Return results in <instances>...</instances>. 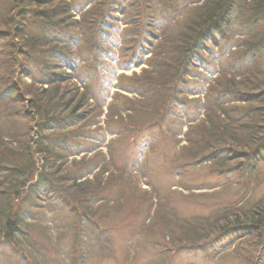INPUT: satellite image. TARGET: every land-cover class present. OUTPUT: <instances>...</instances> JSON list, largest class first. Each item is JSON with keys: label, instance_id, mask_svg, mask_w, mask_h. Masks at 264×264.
Listing matches in <instances>:
<instances>
[{"label": "trees", "instance_id": "obj_1", "mask_svg": "<svg viewBox=\"0 0 264 264\" xmlns=\"http://www.w3.org/2000/svg\"><path fill=\"white\" fill-rule=\"evenodd\" d=\"M8 1L0 24V56L7 68L0 77V83L6 84L0 89V104L6 106L0 111L1 189L15 175H22L15 157L27 153L28 158L23 175L16 178L17 185L8 196L6 217H0V236L5 241L15 239L22 227L25 217L20 220L21 213L12 214V209L23 201L24 193L34 203L54 195L56 186L65 198L70 189L83 194L85 200L91 198L95 184L89 177L107 163L102 159L100 165L94 160L101 136L97 130L101 122L109 128L118 99L117 104L123 106L120 112H125L132 126L140 113L150 116L137 129L158 128L172 136L178 129L183 137L180 141H184L179 149L186 150L188 157L179 151L173 157L182 166L209 163L220 171L233 168L245 173L264 157V0ZM196 6L195 13L188 15ZM119 20L133 30L122 35L115 56L111 45H105ZM184 21L182 30L172 34L173 42L158 44L161 33L170 34ZM232 25L237 27L233 35L242 38L236 43L229 40ZM110 52L121 70L143 66L140 74L118 73L114 84L110 77L108 88L111 85L114 91L99 92V98L91 82L100 86L101 81L95 78L106 75ZM201 66L207 72H199ZM197 73H202L203 79L194 88L190 78ZM26 77L28 85L21 80ZM152 92L151 100L158 104L139 113L135 105H142L140 100ZM188 95L193 96L194 113L185 119L182 108L192 101ZM107 97L110 101L106 103ZM27 120L31 145L25 149L18 124ZM109 132L120 133L110 128ZM79 154L87 159L76 161ZM69 159L72 165L67 163ZM231 206L200 219L199 224L189 222L186 226L190 228L182 229L184 234L198 230L207 234L174 250L206 251L208 243L219 244L227 234L253 236L248 241L253 246L241 247L240 254L263 244L264 197L253 204H234L228 210ZM208 238L212 241L207 242ZM226 246L221 243V248Z\"/></svg>", "mask_w": 264, "mask_h": 264}, {"label": "rangeland", "instance_id": "obj_2", "mask_svg": "<svg viewBox=\"0 0 264 264\" xmlns=\"http://www.w3.org/2000/svg\"><path fill=\"white\" fill-rule=\"evenodd\" d=\"M178 1L182 3L186 0ZM8 4V0H0V24L4 22ZM197 8L196 6L190 9L188 15L195 13ZM184 23L185 21L175 27L173 33H161L158 44L167 46L169 42H173L175 35L172 34H178ZM128 28L119 20L109 33L110 40L105 46L111 45L115 56L122 35L133 30V27ZM236 29L235 25L229 27V34L233 35L232 32ZM79 30L77 29L76 35L80 34ZM240 38L235 34L230 36L229 40L236 43ZM111 43L117 45L112 46ZM113 52H110L111 57L106 62V75L103 78L97 75L95 78L101 81L100 86L94 84L95 81L91 82L99 98L102 96L99 92L106 93L109 89L111 94L114 91L111 85L108 88L110 77H113L114 84L115 77L120 72L127 75H131L133 71L141 73L143 65L128 70L118 68L117 60L111 59ZM262 60L261 65L264 66V54ZM6 70L0 56L1 78ZM198 70L207 72L204 66ZM108 73L110 75H107ZM202 77V73L194 74L190 78L191 87H198ZM21 80L26 85L30 83L27 77ZM152 83L157 84V81ZM5 85L0 83V89ZM101 86L103 90L100 91ZM25 95L31 98L28 92ZM152 97L153 92L140 100L142 105H135L138 112L142 108L148 110L152 105L158 104L151 100ZM192 97L188 95L187 98L191 100ZM109 101L110 97H107L105 102ZM117 101L119 99L116 100V110L112 109L114 116L109 117L108 127L120 132L119 135L115 132L111 134L102 122L101 128L97 130L101 136L96 143L98 147L94 160L100 165L102 159L107 163L96 169L93 177H89L92 185L95 184L91 198L85 200L81 197L83 194H79L76 189H70L65 198L56 186L52 191L54 197L37 199L34 203L29 199L30 195L24 193L23 201L12 209V214L18 210L21 213L20 220L23 216L25 219L22 227L17 229L15 239L5 241L1 238L3 236H0V264H264V239L260 241L263 244L251 247L247 251L248 254H240L241 247L253 246V243L248 242L253 236L238 238V235H224L221 237V243H227L224 248H221V243L210 246L212 239L208 238L207 242L210 243L206 251H201L200 248L174 250L180 244L200 240L207 234L206 231L199 230L193 235L184 234L182 229L190 228L186 226L190 225L189 222L199 224L200 219L211 217L213 212L222 207L232 205L231 209H228L232 210L234 204H253L264 197V157L245 173L233 168L227 172L220 171L213 169V165L209 163L194 167L182 166L181 162L173 157L177 151L186 153L185 157H188L186 150L179 149L184 141H180L183 137L178 129L175 130L177 134L174 136L166 135L158 128L137 129L143 126L150 116L139 112L138 117L132 120L136 122L132 126L125 118V112H120L123 106L121 102L117 104ZM192 104L194 105L193 99L182 108L183 118L193 115ZM17 105L19 107L20 104ZM103 109L106 112V106ZM4 110L6 106L2 103L0 111ZM118 110L119 114L115 115ZM101 117L104 119V115ZM29 124V120L18 124L21 132L23 131L22 142L25 149L31 145ZM172 124L176 127L175 121ZM101 138L104 139L101 141ZM81 154L75 157L76 161L87 159H82ZM10 157L11 153L7 152L6 158ZM27 158V153L17 159L15 157L14 162L23 168L22 175ZM68 161L67 163L72 165V161ZM77 164L78 162L70 169H74ZM21 176L15 175L8 181L5 189L0 188V217H6L8 196L17 185L16 178ZM68 184L66 183V186ZM71 206H74L75 210H70ZM204 242L206 241H202Z\"/></svg>", "mask_w": 264, "mask_h": 264}]
</instances>
